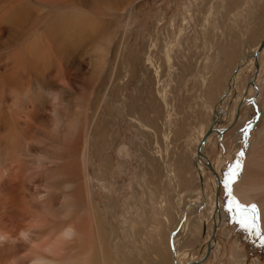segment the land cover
<instances>
[{"label": "bare ground", "instance_id": "1", "mask_svg": "<svg viewBox=\"0 0 264 264\" xmlns=\"http://www.w3.org/2000/svg\"><path fill=\"white\" fill-rule=\"evenodd\" d=\"M138 1L0 0V264H140L138 257L124 258L115 250L112 255L113 246L106 238L104 224L95 219L102 218L103 211L89 183L90 140L91 136H97L104 142L106 132L98 130L94 135L90 121H94L96 112H101L104 102L108 116L115 118L114 110L122 117L129 115L131 120L142 123L145 131L150 126L152 138L157 140L158 129L165 122L161 118L160 97L166 100L171 91L161 81L166 74H173L175 62L181 68L182 77L191 69L187 62L180 65L173 59L166 67L161 56L155 52L152 55L153 39L141 46L137 45L138 36L133 40L129 28H136L134 8ZM163 14L156 13L157 22L162 20ZM187 14L182 21L185 31L193 17L190 1ZM262 33L256 34L259 45L250 53L254 67L256 65L252 68L254 81L259 55L264 49ZM163 45L161 42L158 45L160 54L164 51ZM226 49L222 60H229L226 68L232 73L234 66L230 64L236 53L230 46ZM163 53L169 60L170 51ZM144 75L154 93L150 97L155 109L150 118L148 115L149 119L141 120L136 115V100L130 99L128 88L138 91L136 84ZM235 76L236 71L219 90V101L228 100L227 93ZM244 98L234 103L233 114L243 106ZM232 119H236V115ZM212 120L211 128L201 132L205 139L199 151L194 153L193 159V152L189 156L188 171H191L192 161L201 171L200 176L208 169L214 176L217 191L215 174L220 176L203 154V145L210 134L219 133L214 131L220 129L222 121L218 110ZM231 120L223 128L238 125L239 119ZM97 153L101 154L99 150ZM183 158L180 156V163ZM29 182L39 184L38 188L29 191ZM175 182L186 186L182 177H176ZM22 185L27 186L28 191L20 190ZM216 191L212 204L215 206L217 199L218 216L217 221L213 219L207 244L210 253L216 242L218 218L223 217L218 212L219 191L218 195ZM234 193L242 204L250 199L257 201L264 221V124L258 140L249 149L244 175L235 184ZM175 237H169L171 243ZM13 249L18 253H11ZM161 253L166 255V249L162 248ZM208 253L199 258V262H204ZM163 256L160 264H164Z\"/></svg>", "mask_w": 264, "mask_h": 264}, {"label": "rangeland", "instance_id": "2", "mask_svg": "<svg viewBox=\"0 0 264 264\" xmlns=\"http://www.w3.org/2000/svg\"><path fill=\"white\" fill-rule=\"evenodd\" d=\"M189 1L192 2L193 17L185 31L182 21L188 15ZM204 1L197 0V4L194 0H139L134 8L138 30L129 29L133 32V40L138 36L137 45L153 39L152 55L155 52L161 56L166 67L173 59L178 60L180 65L187 62L191 69L182 77L179 75L182 74L181 68L175 62L171 67L174 75L168 73L161 81L171 91L166 100L162 101L160 97L163 108L161 118L165 121L158 129L160 137L154 140L150 126L145 131L142 123L131 120L129 115L122 117L114 110L116 116L111 118L105 111L104 102L101 112L94 114V121L91 123L89 120L94 135L98 130L106 132V141L97 136H91L90 140L89 183L93 197L103 211L102 218L95 219L104 224L106 238L113 246L112 255L115 250L118 256L124 258L138 257L140 264H160L162 248L167 251L163 256L164 264H188L202 258L210 243L213 219L217 221L218 216L212 204L216 191L214 176L208 169L200 176L201 171L193 165L194 161L191 162V171H188V159L191 152V159L197 153L201 132H206L213 123L216 110L222 118L221 131L210 134L203 145V154L220 176L218 212L223 217L218 218L219 225L214 235L216 242L208 253L209 257L195 264H264V243L261 242L264 239V221L259 203L250 199L244 204H255L258 217L255 230L245 228L240 223L242 216L228 210L223 187V173L239 158L242 171L233 184L232 192L240 202L234 187L244 175L249 149L258 140V133L264 124V49L257 62L255 81L254 58L250 54L259 45L256 34L263 31L261 36L264 35V0H236L233 4L231 0H208L201 8ZM156 13H164L159 22ZM160 42L168 44L163 47L172 55L169 60L164 51L159 53ZM229 46L237 55L230 64L234 66L232 71H236V76L227 93L228 100L224 102L219 101V90L226 86L233 73L226 68L229 60H222ZM236 67L238 70H235ZM136 86L139 92L128 88L130 99L136 100V115L141 120L143 117L149 119L155 104L150 97L154 93L145 75ZM243 96V106L233 114L234 103ZM235 115L240 121L238 125L235 123L233 127L223 128ZM98 150L101 154L97 153ZM241 151L244 156L238 157ZM180 156L185 158L182 163ZM176 177H182L186 186L178 185ZM24 186L20 190L32 192L39 184L29 182L28 190ZM171 235L176 236L173 243L169 238ZM14 250L17 249L10 252L18 253Z\"/></svg>", "mask_w": 264, "mask_h": 264}, {"label": "snow or ice", "instance_id": "3", "mask_svg": "<svg viewBox=\"0 0 264 264\" xmlns=\"http://www.w3.org/2000/svg\"><path fill=\"white\" fill-rule=\"evenodd\" d=\"M244 156V152L241 151L238 153V157ZM242 171L241 162L239 158H237L232 164L227 166V171L223 173V187H224V195L228 200V210L235 211L238 216H242L240 223L245 228H250L255 230L257 225L256 221L257 217V206L255 204L252 205H244L238 202L233 196L232 187L236 182L240 173ZM259 235V233H257ZM264 243V239L261 241Z\"/></svg>", "mask_w": 264, "mask_h": 264}, {"label": "water", "instance_id": "4", "mask_svg": "<svg viewBox=\"0 0 264 264\" xmlns=\"http://www.w3.org/2000/svg\"><path fill=\"white\" fill-rule=\"evenodd\" d=\"M261 44H262V42L260 43V45H261ZM255 67H256V65H255ZM210 128H211V126H210ZM210 128H209V129H210ZM212 130H213V128H212ZM214 131H216V132H220L219 129H215ZM204 139H205V134H203V136H202L201 139H200V142H199L198 147H197V152L199 151V146H200V144H202V143L204 142ZM205 162L207 163V160H205ZM215 176H216V179H217V184L219 185V178H218V176H217L216 174H215ZM218 189H219V186H218ZM218 191H219V190L216 191V194H217V195H218ZM215 206H217V199H216ZM209 246H210V245H209ZM209 246L206 247V250H205V253L203 254V257H204V255H206V254L209 252V250H210ZM199 261H200L199 259H195V260H193V264L198 263Z\"/></svg>", "mask_w": 264, "mask_h": 264}, {"label": "crops", "instance_id": "5", "mask_svg": "<svg viewBox=\"0 0 264 264\" xmlns=\"http://www.w3.org/2000/svg\"><path fill=\"white\" fill-rule=\"evenodd\" d=\"M232 72H233V71H232ZM233 73H234V72H233ZM233 73H232V74H233ZM232 74H231V75H232ZM231 75H230V76H231ZM155 264H158V262H157V263L155 262Z\"/></svg>", "mask_w": 264, "mask_h": 264}]
</instances>
